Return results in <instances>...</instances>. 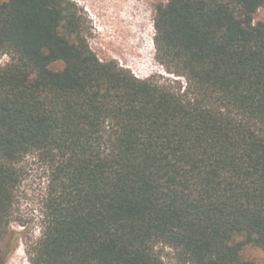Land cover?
<instances>
[{"label": "trees", "instance_id": "obj_1", "mask_svg": "<svg viewBox=\"0 0 264 264\" xmlns=\"http://www.w3.org/2000/svg\"><path fill=\"white\" fill-rule=\"evenodd\" d=\"M261 8L158 6L154 42L173 75L161 82L99 61L68 0H2L0 223L18 165L47 172L30 264H166L161 249L173 264H253L242 251H264Z\"/></svg>", "mask_w": 264, "mask_h": 264}, {"label": "rangeland", "instance_id": "obj_2", "mask_svg": "<svg viewBox=\"0 0 264 264\" xmlns=\"http://www.w3.org/2000/svg\"><path fill=\"white\" fill-rule=\"evenodd\" d=\"M81 18L84 38L90 50L101 62L113 61L141 80L152 78L164 82L173 75L158 59L155 46L154 20L157 7L169 0H68ZM2 0H0V3ZM264 21V8L254 16V23ZM9 61L0 59V66ZM62 63L52 66L55 71ZM181 85L184 81L180 79ZM16 186L11 190L10 205L1 214L0 250L15 244L12 254L0 264H30V251L42 235V216L46 194V166L34 158H26L20 165ZM163 261L173 264L172 252L160 250ZM242 259L264 264V251L247 245Z\"/></svg>", "mask_w": 264, "mask_h": 264}]
</instances>
